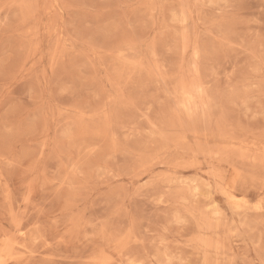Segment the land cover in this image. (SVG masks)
<instances>
[{
	"label": "rangeland",
	"instance_id": "1",
	"mask_svg": "<svg viewBox=\"0 0 264 264\" xmlns=\"http://www.w3.org/2000/svg\"><path fill=\"white\" fill-rule=\"evenodd\" d=\"M0 264H264V0H0Z\"/></svg>",
	"mask_w": 264,
	"mask_h": 264
}]
</instances>
